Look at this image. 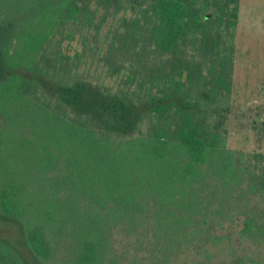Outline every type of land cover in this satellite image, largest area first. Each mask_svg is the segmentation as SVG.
Listing matches in <instances>:
<instances>
[{"label": "trees", "instance_id": "1", "mask_svg": "<svg viewBox=\"0 0 264 264\" xmlns=\"http://www.w3.org/2000/svg\"><path fill=\"white\" fill-rule=\"evenodd\" d=\"M207 8L0 0V228L18 229L0 233V264H264V152L228 145L234 42L220 25L236 27L238 0ZM109 21L106 58L116 72L145 58L147 97L83 69ZM191 21L220 59L213 87L172 58Z\"/></svg>", "mask_w": 264, "mask_h": 264}, {"label": "rangeland", "instance_id": "2", "mask_svg": "<svg viewBox=\"0 0 264 264\" xmlns=\"http://www.w3.org/2000/svg\"><path fill=\"white\" fill-rule=\"evenodd\" d=\"M226 1L208 0V8L206 12L203 11L201 16L205 18L208 13L212 14L215 11L223 14L224 10L221 9ZM238 6L236 27L233 28L229 24V28L226 29L227 16L225 13L220 25V27L222 26L221 33L227 34L229 40L232 38L234 42L233 69L232 75H229L232 90L230 93L231 108L228 116V145L232 149L242 151L264 152V0H238ZM231 7H234L233 2H229V9ZM212 17L213 14L210 18ZM110 23L112 22L109 21L104 25L99 38L98 45L103 48L104 52L100 58H96L93 62H91L89 52L86 53L82 62L83 69L91 73L93 79L111 87L113 91L126 90L133 97H137V95L147 97L149 93L146 90L149 84L140 87L138 80L142 76L137 75V66L140 63V71L146 74L144 78L149 76L150 69L145 64V58L139 57V61L127 59L128 61L121 66L119 72H116L119 70L117 65L106 58L108 42L113 38V35L107 37ZM218 24L214 21L204 28H207L211 34L219 29ZM202 27L195 21H191L190 30L186 41L181 45V51L172 58L177 66L181 65V68H184V79H187V75L190 73L189 65L192 64L195 77L200 76L201 69L199 70V67H201L205 72L207 84L213 87L217 81L220 59L218 56L213 58V61L216 62L214 63L215 68L210 70L213 61H208L210 49L209 45L205 47L203 42L206 31ZM90 41L92 43V38ZM73 46L81 50L83 48L77 42H74ZM75 51L72 50L71 53L74 54ZM97 51L98 49H96ZM189 59L193 62H189ZM147 82L150 81L147 80ZM146 119H154L156 122V119L160 118L152 115ZM0 233L12 240L18 238V229L13 225L4 224L0 228Z\"/></svg>", "mask_w": 264, "mask_h": 264}, {"label": "water", "instance_id": "3", "mask_svg": "<svg viewBox=\"0 0 264 264\" xmlns=\"http://www.w3.org/2000/svg\"><path fill=\"white\" fill-rule=\"evenodd\" d=\"M212 16V14L211 13H208L207 15H206V18H210Z\"/></svg>", "mask_w": 264, "mask_h": 264}]
</instances>
